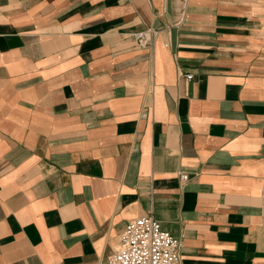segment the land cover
I'll return each mask as SVG.
<instances>
[{
	"label": "crops",
	"instance_id": "crops-1",
	"mask_svg": "<svg viewBox=\"0 0 264 264\" xmlns=\"http://www.w3.org/2000/svg\"><path fill=\"white\" fill-rule=\"evenodd\" d=\"M263 190L264 0H0V264H264Z\"/></svg>",
	"mask_w": 264,
	"mask_h": 264
},
{
	"label": "built area",
	"instance_id": "built-area-1",
	"mask_svg": "<svg viewBox=\"0 0 264 264\" xmlns=\"http://www.w3.org/2000/svg\"><path fill=\"white\" fill-rule=\"evenodd\" d=\"M154 37L150 28L133 33L135 43L142 48H151ZM185 76L187 80L192 78L191 74ZM180 178L184 180L186 175L180 174ZM262 204L264 211V190ZM105 264H180V241L162 230L152 216L136 217L126 223Z\"/></svg>",
	"mask_w": 264,
	"mask_h": 264
}]
</instances>
